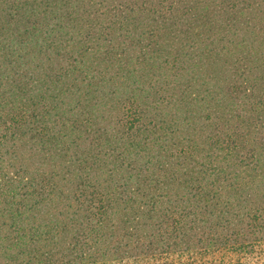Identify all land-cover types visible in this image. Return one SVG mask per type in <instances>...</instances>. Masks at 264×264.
<instances>
[{"label":"trees","instance_id":"obj_1","mask_svg":"<svg viewBox=\"0 0 264 264\" xmlns=\"http://www.w3.org/2000/svg\"><path fill=\"white\" fill-rule=\"evenodd\" d=\"M0 264H264V0H0Z\"/></svg>","mask_w":264,"mask_h":264}]
</instances>
